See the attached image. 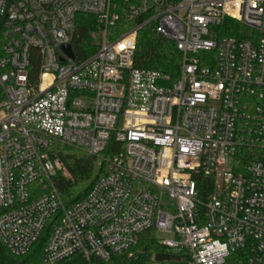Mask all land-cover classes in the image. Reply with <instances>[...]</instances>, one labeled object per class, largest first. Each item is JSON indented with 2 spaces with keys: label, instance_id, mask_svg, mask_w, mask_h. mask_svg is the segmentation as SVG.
<instances>
[{
  "label": "built area",
  "instance_id": "obj_1",
  "mask_svg": "<svg viewBox=\"0 0 264 264\" xmlns=\"http://www.w3.org/2000/svg\"><path fill=\"white\" fill-rule=\"evenodd\" d=\"M126 1L122 32L113 0H0V240L26 255L51 227L41 264H105L153 232L189 264H264V0ZM79 15L97 21L80 58ZM147 25L182 54L178 80L135 68ZM56 145L107 163L71 207Z\"/></svg>",
  "mask_w": 264,
  "mask_h": 264
},
{
  "label": "trees",
  "instance_id": "obj_2",
  "mask_svg": "<svg viewBox=\"0 0 264 264\" xmlns=\"http://www.w3.org/2000/svg\"><path fill=\"white\" fill-rule=\"evenodd\" d=\"M121 14L119 30L128 31L135 27V23L129 18L128 10L131 4L126 0H113ZM230 24H239L233 20H227ZM97 24L95 17L79 15L77 17V30L73 40V46L77 56H83L84 51L93 46L89 29ZM222 36L240 37L237 30H225ZM93 54V52H92ZM215 56V53L200 52L197 56ZM183 56L176 45L168 40L161 38L153 30V26L147 25L139 31L137 47L135 52L134 66L137 69L151 70L171 76L178 80L181 72ZM37 73V70H35ZM124 146L114 141L110 143L109 150L103 154V158L110 160L115 152L123 151ZM53 159L59 160L65 166L69 178L58 174L55 178V185L58 189L64 204L71 207L82 200L102 178L108 175L107 163L104 162L100 167V159L87 155L86 153L65 147L62 145L54 146L50 151ZM237 160L240 168L237 173L244 172L246 167L253 162L252 150L242 148L239 150ZM200 185L211 184V180L197 178ZM206 194V193H205ZM51 227H48L32 250L26 255L12 254L0 240V264H41ZM114 257L105 264H189L188 257L184 252H173L159 244L153 232H147L141 236L139 245L132 251ZM60 264H72V261H64Z\"/></svg>",
  "mask_w": 264,
  "mask_h": 264
},
{
  "label": "water",
  "instance_id": "obj_3",
  "mask_svg": "<svg viewBox=\"0 0 264 264\" xmlns=\"http://www.w3.org/2000/svg\"><path fill=\"white\" fill-rule=\"evenodd\" d=\"M64 51H65V52H66L71 58L75 59V56H74V54H73L72 49H71L70 46L64 47Z\"/></svg>",
  "mask_w": 264,
  "mask_h": 264
},
{
  "label": "rangeland",
  "instance_id": "obj_4",
  "mask_svg": "<svg viewBox=\"0 0 264 264\" xmlns=\"http://www.w3.org/2000/svg\"><path fill=\"white\" fill-rule=\"evenodd\" d=\"M62 175L65 178H69V175L68 176H65L63 173H62ZM163 238H171V236H169V235H158V239H163Z\"/></svg>",
  "mask_w": 264,
  "mask_h": 264
}]
</instances>
